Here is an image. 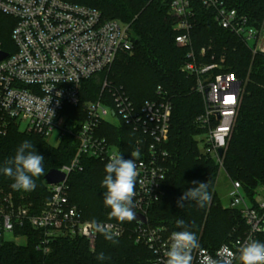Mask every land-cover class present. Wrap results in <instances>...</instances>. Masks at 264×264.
Wrapping results in <instances>:
<instances>
[{
	"label": "built area",
	"instance_id": "1",
	"mask_svg": "<svg viewBox=\"0 0 264 264\" xmlns=\"http://www.w3.org/2000/svg\"><path fill=\"white\" fill-rule=\"evenodd\" d=\"M143 1L150 4L158 0ZM194 1L172 0L170 13L179 31L175 42L188 50L182 72L195 79L193 90L203 98L204 113L197 122L207 131L198 138L200 153L214 159L223 171L222 159L240 108L242 83L233 73L220 72L215 56L206 63L207 48H193ZM199 3L214 13V20L222 29L249 46L253 54L264 55V32L251 26L246 16L230 9L223 0ZM0 14L14 21L9 44L5 47L0 41V136L15 127L47 141L56 136L58 145L66 137L77 143L70 163L57 170L65 175V180L46 183L50 197L39 213H34L31 205L16 203L11 195L0 196V245L25 243L26 236L16 231L29 225L41 234L36 249L43 255H48L53 242L62 237H81L93 251L98 237L103 235L96 230L101 225L116 234V239L130 232L136 244L145 245L153 253L151 264H163L171 235L164 227H151L147 222L129 231L116 222L87 221L69 198L68 178L83 171L84 158L106 164L112 154L121 152L104 135L105 124L125 126L137 135L133 147L139 153L134 211L147 218L150 208L162 196L169 172L165 147L170 138L173 104L158 88L156 99L138 107L108 77L120 55L133 54L130 25L107 21L98 10L65 0H0ZM99 75H104L99 98L83 102V83ZM127 159L134 158L130 154ZM260 191L256 195L264 197V186ZM229 199L226 208L241 212L247 231L214 251L200 246L192 252V264L217 258L222 250L231 252L233 264H239V248L264 235V199L251 201L239 182H232Z\"/></svg>",
	"mask_w": 264,
	"mask_h": 264
},
{
	"label": "trees",
	"instance_id": "2",
	"mask_svg": "<svg viewBox=\"0 0 264 264\" xmlns=\"http://www.w3.org/2000/svg\"><path fill=\"white\" fill-rule=\"evenodd\" d=\"M87 6L101 12L107 21L117 20L130 25L134 36L132 55H120L108 74L109 81L122 87L133 103L140 107L157 97L161 88L173 104L171 132L165 147L169 153L168 176L162 187L160 200L147 213L148 225L164 227L168 232L180 231L178 219L185 221L187 230L194 232L202 248L214 251L224 244L242 237L247 231L243 216L238 209L224 208L215 185L221 166L200 153L198 138L206 133L197 119L204 113L202 96L193 90L195 79L182 72L188 50L179 47L175 39L179 34L177 21L171 16L172 0H158L150 4L143 0H65ZM230 9L248 18L251 26L264 32V0H223ZM193 20V48H207L206 63L216 55L220 72L233 73L242 83L241 104L236 123L228 141L222 168L232 182H239L251 201L264 186V55L253 54L232 33L222 29L214 20V13L207 11L195 0ZM14 21L0 14V41L6 47L11 40ZM224 58V61L221 59ZM104 75L83 83V102L99 98ZM104 135L127 159L133 151L136 134L125 126L104 125ZM31 141L37 152L44 156L45 175L35 180L37 187L30 192L13 190L12 179L0 174L1 197L11 195L14 201L29 206L39 213L50 194L45 182L46 175L70 163L77 150L74 139L66 137L58 146L46 139L21 132L13 127L6 136H0V162L14 156L16 148L24 141ZM83 171H76L68 178L69 198L83 218L91 222H116L127 230L137 224L119 222L109 216L104 206L101 187L105 175V163L84 158ZM208 182L212 192L211 202L204 208L195 202L185 201L179 208L177 201L193 182ZM16 234L26 236L23 244L2 243L0 264H151L153 253L143 244H136L130 232L117 244L105 240L103 235L92 251L81 237L59 238L51 245L48 255L37 251L40 233L29 225ZM264 242V235L259 237ZM103 252L108 259L97 260Z\"/></svg>",
	"mask_w": 264,
	"mask_h": 264
},
{
	"label": "clouds",
	"instance_id": "3",
	"mask_svg": "<svg viewBox=\"0 0 264 264\" xmlns=\"http://www.w3.org/2000/svg\"><path fill=\"white\" fill-rule=\"evenodd\" d=\"M134 159H124L121 152L112 154L105 164V175L101 187L105 189L103 194L104 206L110 209L109 216L119 222H132L137 219L134 198L136 196V183L138 177L139 153L131 152ZM44 156L39 154L35 145L24 140L15 150L10 159L0 162V174L12 179L10 187L16 191L30 192L37 187L35 180L45 175L43 167ZM194 187L186 190L178 199L177 206L183 208L185 201L195 202L200 207H206L212 199V192L209 191L208 182H193ZM178 228L170 235V244L164 251L166 258L163 264H192V252L200 247L197 235L187 230L185 221H176ZM96 230L103 234L105 240L117 244L116 234L110 232L101 225ZM97 260L108 259L103 252L97 255ZM239 264H264V242L248 240L239 248ZM204 264H233L231 252L220 251L217 258H206Z\"/></svg>",
	"mask_w": 264,
	"mask_h": 264
},
{
	"label": "rangeland",
	"instance_id": "4",
	"mask_svg": "<svg viewBox=\"0 0 264 264\" xmlns=\"http://www.w3.org/2000/svg\"><path fill=\"white\" fill-rule=\"evenodd\" d=\"M212 56H215V60H216V55L213 54ZM221 61H224V58H222ZM215 63H217V62H215ZM218 65L220 66V69L222 70L223 69L222 64H218ZM114 122L117 123L118 120H114ZM48 142L53 146H58L56 136H53L51 139L48 140ZM231 184H232V181L226 176V174L223 171H220L219 175H218V181L215 185V192H216L219 200L221 201L222 205L224 206V208H226V206L229 204V201H230L229 192L231 190ZM260 189L261 188H259L257 190L256 194H261ZM256 199H257V201H262L264 199V197L262 195H258L256 197ZM9 238L10 237L7 236V239H9ZM20 243H23V242H19V244Z\"/></svg>",
	"mask_w": 264,
	"mask_h": 264
},
{
	"label": "water",
	"instance_id": "5",
	"mask_svg": "<svg viewBox=\"0 0 264 264\" xmlns=\"http://www.w3.org/2000/svg\"><path fill=\"white\" fill-rule=\"evenodd\" d=\"M223 153H224V151L222 149L219 150V156L220 157H222ZM64 180H65V175L60 173L57 170L50 171L45 177V182L48 185L57 184V183H60ZM136 217H137V219L132 221L133 223H135L137 225H146L147 224L148 221H147L146 216L136 213Z\"/></svg>",
	"mask_w": 264,
	"mask_h": 264
}]
</instances>
